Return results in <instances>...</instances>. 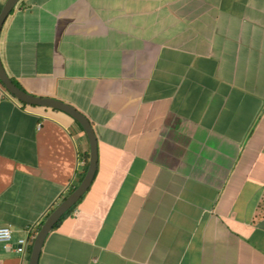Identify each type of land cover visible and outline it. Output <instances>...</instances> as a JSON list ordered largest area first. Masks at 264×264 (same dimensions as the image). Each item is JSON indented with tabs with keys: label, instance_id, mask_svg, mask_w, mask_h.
Returning <instances> with one entry per match:
<instances>
[{
	"label": "crops",
	"instance_id": "1",
	"mask_svg": "<svg viewBox=\"0 0 264 264\" xmlns=\"http://www.w3.org/2000/svg\"><path fill=\"white\" fill-rule=\"evenodd\" d=\"M0 62L25 93L85 116L97 142L91 184L38 264H264V0H20ZM87 153L70 116L0 85L13 244H30ZM29 244H0V264H28Z\"/></svg>",
	"mask_w": 264,
	"mask_h": 264
},
{
	"label": "water",
	"instance_id": "2",
	"mask_svg": "<svg viewBox=\"0 0 264 264\" xmlns=\"http://www.w3.org/2000/svg\"><path fill=\"white\" fill-rule=\"evenodd\" d=\"M19 1L20 0H6L2 5L0 9V31L5 19ZM0 83L3 86V89L20 103L58 110L70 116L82 128L89 146L88 164L83 178L79 184L49 213V215L40 225L32 241L28 264H38L39 254L41 252L45 237L52 230L53 225L59 220V218L77 203V201L83 196L91 184L97 162L96 137L87 118H85V116L75 110L72 106L54 99L32 96L31 94L25 93L20 88L15 86L5 73L1 62ZM258 227L264 229V220L259 223Z\"/></svg>",
	"mask_w": 264,
	"mask_h": 264
},
{
	"label": "built area",
	"instance_id": "3",
	"mask_svg": "<svg viewBox=\"0 0 264 264\" xmlns=\"http://www.w3.org/2000/svg\"><path fill=\"white\" fill-rule=\"evenodd\" d=\"M12 231L9 226L0 227V244L4 250L25 255L28 248V238H21L14 244L11 242Z\"/></svg>",
	"mask_w": 264,
	"mask_h": 264
},
{
	"label": "trees",
	"instance_id": "4",
	"mask_svg": "<svg viewBox=\"0 0 264 264\" xmlns=\"http://www.w3.org/2000/svg\"><path fill=\"white\" fill-rule=\"evenodd\" d=\"M13 82V81H12ZM13 84L15 85V86H17L18 88H20L15 82H13ZM0 85H1V83H0ZM2 86V85H1ZM3 87V86H2ZM21 89V88H20ZM21 104H23V103H21ZM24 105V104H23ZM78 125V124H77ZM79 126V125H78ZM80 127V126H79ZM80 129L82 130V128L80 127ZM84 159H85V164H84V169H83V171H82V173H79V175H78V180H77V183H76V185H75V187L79 184V182L81 181V179L83 178V176H84V174H85V172H86V169H87V164H88V153L87 154H85V156H84ZM75 206V205H74ZM74 206H72L68 211H66L60 218H59V220L53 225V227H52V230H54L55 228H56V226L59 224V222L66 216V215H68L69 213H70V211L74 208ZM40 227V225L38 226V228ZM32 241H33V239H31V241H30V244H29V249H28V252H30V247H31V243H32Z\"/></svg>",
	"mask_w": 264,
	"mask_h": 264
}]
</instances>
